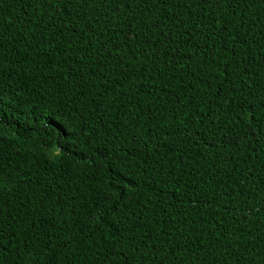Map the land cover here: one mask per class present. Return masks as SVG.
I'll return each mask as SVG.
<instances>
[{"label":"trees","instance_id":"16d2710c","mask_svg":"<svg viewBox=\"0 0 264 264\" xmlns=\"http://www.w3.org/2000/svg\"><path fill=\"white\" fill-rule=\"evenodd\" d=\"M114 252L264 264V0H0V264Z\"/></svg>","mask_w":264,"mask_h":264},{"label":"snow or ice","instance_id":"6c2138e0","mask_svg":"<svg viewBox=\"0 0 264 264\" xmlns=\"http://www.w3.org/2000/svg\"><path fill=\"white\" fill-rule=\"evenodd\" d=\"M118 251V250H117ZM113 256L116 257V264H119V256L116 252L113 253Z\"/></svg>","mask_w":264,"mask_h":264}]
</instances>
